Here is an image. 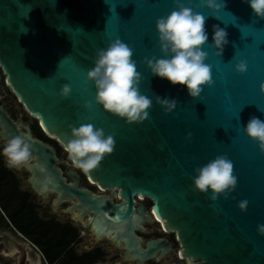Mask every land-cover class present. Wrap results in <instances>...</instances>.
Returning <instances> with one entry per match:
<instances>
[{"label": "water", "instance_id": "95a60500", "mask_svg": "<svg viewBox=\"0 0 264 264\" xmlns=\"http://www.w3.org/2000/svg\"><path fill=\"white\" fill-rule=\"evenodd\" d=\"M191 3L212 26L228 36L222 56L208 45L206 63L212 66L213 84L201 97L192 99L180 85L151 75L146 58L161 57L156 20L174 9V0H0V80L26 113L37 119L45 135L64 147L72 127L91 123L115 140L114 150L84 174L100 187L115 188L124 201L78 187V175L68 171L67 182L58 166L55 150L35 138L28 125L15 122L0 106V140L21 136L31 145L34 159L24 169L30 190L46 200L55 194V210H63L73 222L99 240L107 238L121 246L127 258L154 257L162 248L151 240L141 248V222H153L133 197L152 202L151 212L168 232H175L182 259L196 264H264V149L248 138L243 126L251 116L264 120V19H257L241 0H224L225 7L213 14ZM119 38L133 49V59L143 80L140 92L152 99L148 117L126 123L95 103V87L87 80L96 52ZM240 60L244 74L235 72ZM64 84L71 94L61 98ZM86 89V90H85ZM177 100L165 114L155 97ZM92 104L91 109L85 105ZM233 162L237 185L227 198L213 201L192 185L194 169L217 155ZM247 200L245 208L239 203ZM84 218H87L85 221ZM0 242L9 247L7 233ZM168 251V248L163 249Z\"/></svg>", "mask_w": 264, "mask_h": 264}, {"label": "clouds", "instance_id": "9594fccd", "mask_svg": "<svg viewBox=\"0 0 264 264\" xmlns=\"http://www.w3.org/2000/svg\"><path fill=\"white\" fill-rule=\"evenodd\" d=\"M248 5L257 19H264V0H241ZM199 7L215 13L225 7L224 0H199ZM206 17L195 10L191 4L174 0V9L166 16L156 20V32L161 57L146 58L151 75L167 80L170 85L182 86L192 99L201 97L205 86L213 84L212 66L205 61L208 52L203 46L215 49L216 56H222L229 43L227 32L219 25L212 26V39L205 28ZM133 49L119 38L110 41L106 48L99 49L94 58V66L87 72V80L93 82L96 95L95 103L106 112L123 119L126 123L142 122L149 115L152 99L141 94L140 84L143 77L137 71V63L132 58ZM247 63L240 60L235 64V72L244 74ZM86 90V89H85ZM71 94V86L64 84L59 92L61 98ZM155 102L165 114L171 113L177 106L175 97L156 95ZM91 109L89 102L85 105ZM245 135L264 149V120L251 116L243 126ZM115 140L106 135L102 128L91 123H83L78 128L72 127L71 136L64 145L67 159L75 168L87 173L96 168L106 154L114 150ZM0 156L10 168L28 165L34 159L31 145L21 136H14L0 148ZM195 190L211 193L215 201L221 195L227 198L237 185L233 162L227 155H217L206 164L194 169L191 178ZM247 200L239 203L245 208ZM264 233V225L258 226ZM188 264H196L195 258L189 257Z\"/></svg>", "mask_w": 264, "mask_h": 264}, {"label": "flooded vegetation", "instance_id": "af4514ba", "mask_svg": "<svg viewBox=\"0 0 264 264\" xmlns=\"http://www.w3.org/2000/svg\"><path fill=\"white\" fill-rule=\"evenodd\" d=\"M3 105L8 115L15 122H22L28 125L35 138L50 145L55 150L59 161L58 166L67 182H73L71 177L67 175L68 171H72L78 175L79 188L87 189L95 195L109 197V200L114 204L124 201L118 196L115 188L100 187L97 183L91 182L82 170L72 166L67 159L64 147L55 139L48 137L44 133L47 140L40 139L35 135L34 130L39 126L37 119L26 113L22 104L17 101L10 89L4 84V77L0 80V106ZM16 106H21L23 109H18ZM0 145L3 147L1 140ZM15 173L17 176H21L27 172L21 169ZM25 191L31 193V199L37 205L36 210L41 218L53 219L62 225L70 224L77 229L78 237L68 245L59 244L54 249L53 259L50 263L45 258L39 245L23 236L10 223L6 224L0 219V232L7 233L9 235L8 239L13 241L8 248L0 242V264H139V259L127 258L124 255L123 242L121 246H117L115 242L107 238L97 240L91 236L89 230H85L80 224L74 223L72 215L63 212L65 208L74 203L73 201L63 202L54 210L52 207L56 198L55 194H51L46 200H43L33 193L29 186L28 190ZM133 199L135 209L142 206L146 214H151L154 219L153 222L148 220L141 222L142 230H134L135 234L141 238V248L146 249L147 243L151 240H159V245L162 247L156 250L154 257L144 259L141 264H185L187 259H182L179 254L181 247L176 233L166 231L161 222L155 219L151 212L152 202L137 195ZM84 220L86 221L87 218H84ZM1 239L4 240L3 237ZM166 247L168 251L164 252L163 249H166Z\"/></svg>", "mask_w": 264, "mask_h": 264}, {"label": "trees", "instance_id": "16d2710c", "mask_svg": "<svg viewBox=\"0 0 264 264\" xmlns=\"http://www.w3.org/2000/svg\"><path fill=\"white\" fill-rule=\"evenodd\" d=\"M34 133L38 138L47 140L39 126ZM36 208L31 193L21 189L17 174L0 156V219L39 245L51 263L54 249L59 244L68 245L76 240L78 231L70 224L62 225L53 219L41 218Z\"/></svg>", "mask_w": 264, "mask_h": 264}, {"label": "rangeland", "instance_id": "374dc122", "mask_svg": "<svg viewBox=\"0 0 264 264\" xmlns=\"http://www.w3.org/2000/svg\"><path fill=\"white\" fill-rule=\"evenodd\" d=\"M16 108L21 109V110L23 109L21 106H16ZM0 148H2L1 145H0ZM4 160H5V158H4ZM11 169L14 170L15 172H18L16 170V168H11ZM27 175H28V173H24L21 176L18 175V179L20 180V187H21L22 190H28V185L26 183Z\"/></svg>", "mask_w": 264, "mask_h": 264}]
</instances>
